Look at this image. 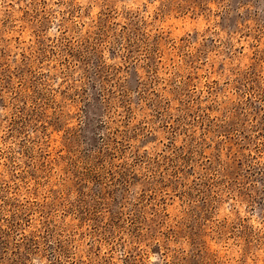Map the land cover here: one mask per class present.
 Masks as SVG:
<instances>
[{
  "label": "rangeland",
  "instance_id": "374dc122",
  "mask_svg": "<svg viewBox=\"0 0 264 264\" xmlns=\"http://www.w3.org/2000/svg\"><path fill=\"white\" fill-rule=\"evenodd\" d=\"M0 264H264V0H0Z\"/></svg>",
  "mask_w": 264,
  "mask_h": 264
}]
</instances>
